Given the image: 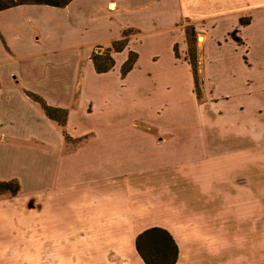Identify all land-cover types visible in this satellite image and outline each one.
<instances>
[{"label": "crops", "instance_id": "0c3cea01", "mask_svg": "<svg viewBox=\"0 0 264 264\" xmlns=\"http://www.w3.org/2000/svg\"><path fill=\"white\" fill-rule=\"evenodd\" d=\"M121 1L136 0H70L63 7L21 4L0 10L3 50L26 60L22 69L8 72L0 82V182L18 184L15 194L0 193V264H144L135 239L151 227L171 235L178 251L174 264H212V242L189 235L209 234L210 227L190 229L194 226L188 223V197H243L244 187L253 184L252 176L250 183L246 180L244 184L242 173L246 169L261 179L260 183L254 179V197L264 194V172L255 171H264V162L233 167L221 161V154L230 149L208 151L204 146L195 156L197 147L191 139L203 136L200 132L146 129L152 127L151 114L173 123L179 105L177 92L186 84L199 106L213 109L212 126L250 139L253 136L248 131L254 128V148L246 145L241 150L250 153L264 149L260 143L264 141V121L246 119L240 104L232 112L221 107L232 101L229 93H217L211 85L204 87L199 64L216 20H233L236 26L222 39L212 38L213 45L221 48L232 42L242 47L244 30L256 23L264 26V0H138L144 8L155 10L151 18L154 24L163 2L181 4L189 10L173 21L178 36L170 41L171 59L156 71L139 66V53L132 47L143 27L120 26L117 36L108 37L104 43L91 41L83 49L77 41L58 42V38L70 37L58 35L46 13L30 16L35 10L52 11L61 14L54 26L69 27L75 23L73 19L82 22L84 12L93 18V12L103 10L112 17ZM24 11L29 14L16 16ZM240 18L248 22L240 25ZM187 25L200 33L199 95L189 62L175 55L186 50ZM126 29L136 33L127 36L123 50L111 53L113 67L97 73L90 59L96 52L93 47H110ZM235 29L241 43L229 36ZM47 42L51 43L48 47ZM130 51L137 58L122 76L120 68ZM247 52L245 49L241 56L242 65L251 69ZM150 57L151 61L159 58L156 54ZM153 72L155 77H151ZM131 78L139 81L144 93L127 94L125 88ZM28 92L51 107L65 110L64 125L48 118ZM203 118L207 123L208 118ZM136 126L144 128L133 129ZM181 139L187 140L179 147ZM206 154L208 159L210 155L217 158L207 161ZM211 176L216 181L213 185ZM220 232L225 239L227 231ZM217 244L226 248L225 242ZM205 249L209 251L207 263L203 261Z\"/></svg>", "mask_w": 264, "mask_h": 264}, {"label": "rangeland", "instance_id": "374dc122", "mask_svg": "<svg viewBox=\"0 0 264 264\" xmlns=\"http://www.w3.org/2000/svg\"><path fill=\"white\" fill-rule=\"evenodd\" d=\"M154 12L155 10L144 8L142 2L136 0L134 2L121 1L112 17H109L110 14L103 10L97 13L93 12V18L90 17L89 12H84V17L80 19L82 22L76 23V20L73 19L75 23L69 27L64 25L54 26V20L59 18L61 14H56L52 11L35 10L31 12L30 16L36 18L38 14L46 13V16L50 17V22L52 21L51 28L57 31L58 35L68 34L70 37V39L58 38V42L77 41V45L83 44V49L86 47V43H90L91 41H101L104 43L108 41V37L117 36L120 26L137 25L143 27L139 39L136 40V44H132V47H135L139 53V66L148 69L154 68L155 70L158 67H165L169 63L171 59L170 41L173 37L178 36L177 29L172 26L173 21L181 15L188 14L189 10L181 4L172 5L169 1L163 2L160 10L157 11L159 17L158 22L155 24L151 21ZM27 14L29 12L24 11L23 13L19 12L16 16L22 17ZM219 20H216L217 23L211 31L212 35L209 36L208 40H205L204 47L202 48L203 51L199 64H201L200 72L204 81V87L211 85L217 93H229L228 95L232 101L226 104V106L224 104L221 105L228 112L238 110L237 106L240 104L244 107L243 115L246 119L252 120L254 118V120L264 121V26L256 23L244 30L243 35L246 41L242 47L233 45L231 42L223 44L221 48H217L213 45L211 39L214 37L222 39L229 29L236 26L233 20ZM189 29H193L192 34H190ZM126 30L129 37L136 33L135 29ZM184 30L187 43L186 50L183 53H180L178 50L177 55L179 59L185 61L195 59L197 62L200 44L197 37L200 33L194 30L192 25L185 26ZM34 42H36V45L39 44L37 39H34ZM50 45L51 43L47 42V47ZM28 46L32 47L33 42L29 43ZM94 48L93 51L95 50L96 52H103L105 50L103 46L97 49ZM245 49L248 51L247 57L251 63V69L245 68L242 65L241 56L244 54ZM72 50L77 51V48L73 47ZM152 54H156L159 58L156 61H151L150 56ZM13 56L8 55L7 52L5 53L0 43L1 83L7 78L8 72H18L25 65L24 62L26 60H24V57ZM53 59L51 58V60ZM155 76L156 74L153 72L151 77ZM108 81L110 80L108 79ZM184 82H187V80ZM139 85V81L136 78H131L125 91L131 96L139 92L144 93L145 89L142 91ZM177 96L179 105L175 114H173L175 118L173 123L167 122L166 118L160 115L151 114L149 118H152V120L149 121V124L152 127H147L146 129L153 132L162 129L173 130L178 133L185 131L200 132L203 136L196 135L191 139L193 141L192 145L197 147L195 149V156H199L198 149L200 148L201 150L204 146L205 148L203 149H207L208 151L230 149L229 153L221 154V161H226L233 167L239 166L242 168L243 166L240 165H249L250 163L254 167V163L264 162V149L250 153L245 152L243 149L241 150V147L246 145L248 147L253 145L252 147L254 148V128H250L248 131L253 136L251 139L246 136H236L234 131H219L210 124V115L213 109L199 106L197 101L192 98L189 85L182 84L178 89ZM204 116L208 118L207 123H204L206 122L204 121ZM83 122L91 124L89 121ZM128 123L130 124V120ZM126 128L132 129L129 126ZM142 128L144 127L136 126L133 129ZM186 140L181 139L178 146L181 147ZM260 143H264L263 139ZM207 156L206 154L204 157L207 161H215L217 158L210 155L208 159ZM262 164L264 165V163ZM255 171H258V173L264 172L261 170ZM242 175L244 184L246 180L250 183V178L251 176L253 177V184L249 187H244L243 194L246 195L243 197H188V201H190L188 205V210L189 208L190 210L188 212L192 220L188 219V223L194 226H190L191 228H189L193 230L201 229L202 226L205 228L210 227L209 234L201 235V233L195 232L189 235L191 237L201 236L204 242H212L210 250L212 259L209 260L212 264L214 262L219 263L220 261L221 264H223V261L224 264H264V194L254 197V179H257L256 181L259 183L261 179L254 171L252 174L249 169L244 170ZM210 181L211 185L214 182L216 183L212 176L210 177ZM170 216L176 219L174 215ZM222 230L227 231L224 234L225 239L222 238L221 234H218ZM217 242H225L226 248H222L220 244V247L217 246ZM205 253L203 261L207 263L209 258L206 255L209 251L206 250Z\"/></svg>", "mask_w": 264, "mask_h": 264}, {"label": "trees", "instance_id": "16d2710c", "mask_svg": "<svg viewBox=\"0 0 264 264\" xmlns=\"http://www.w3.org/2000/svg\"><path fill=\"white\" fill-rule=\"evenodd\" d=\"M70 0H0V10L21 4H42L54 7H63L68 4ZM248 22L247 18H240L239 24L244 25ZM190 34L193 29H189ZM237 29L229 33L237 43H241V39L236 35ZM127 30L121 34V38L112 42L110 47L106 48L103 52H93L90 59L93 67L97 73H102L110 70L114 65V60L111 56L112 52H119L123 50L127 44ZM177 55V52H175ZM137 54L133 51L128 52L126 60L120 68V74L125 75L133 66L136 61ZM194 76V90L199 95V80L197 76V62L195 59L188 61ZM30 98L36 101L43 109L46 116L55 120L58 125L63 126L65 123L66 111L59 108H54L47 105L44 100L33 93L28 92ZM66 137V135L64 134ZM18 190L16 181L0 182V193L8 191L10 194H15ZM135 247L142 258L144 264H174L177 258V246L172 239L171 235L162 228L151 227L137 235L135 239Z\"/></svg>", "mask_w": 264, "mask_h": 264}]
</instances>
